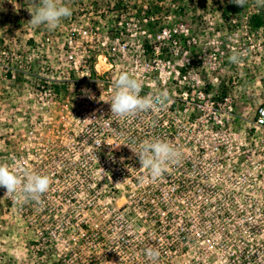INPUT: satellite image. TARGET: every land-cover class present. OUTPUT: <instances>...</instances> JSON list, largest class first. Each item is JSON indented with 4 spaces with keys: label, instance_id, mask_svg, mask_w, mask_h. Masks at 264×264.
Masks as SVG:
<instances>
[{
    "label": "built area",
    "instance_id": "1",
    "mask_svg": "<svg viewBox=\"0 0 264 264\" xmlns=\"http://www.w3.org/2000/svg\"><path fill=\"white\" fill-rule=\"evenodd\" d=\"M83 33L89 44L69 46L59 74L37 75L44 86L36 110L55 109L44 126L51 137L37 132L36 117L27 120L28 139L10 140L8 167L22 179L25 169L49 176L46 193L67 195V224L82 234L98 211H109L102 224L122 228L117 242L135 244L132 264H264V105L236 128L233 97L215 74L216 57L205 65L195 29ZM122 72L141 82V96L167 91L170 101L136 117L114 116L108 101ZM144 141L168 142L182 154L159 179L133 153ZM123 193V204L107 201ZM121 209L142 218L123 219ZM148 248L160 252L157 260Z\"/></svg>",
    "mask_w": 264,
    "mask_h": 264
},
{
    "label": "rangeland",
    "instance_id": "2",
    "mask_svg": "<svg viewBox=\"0 0 264 264\" xmlns=\"http://www.w3.org/2000/svg\"><path fill=\"white\" fill-rule=\"evenodd\" d=\"M116 1L60 0L72 14L50 30L43 25L33 27L28 22L36 7L31 0H0V164L9 166L7 155L14 149L10 140L29 135L22 129L26 128L27 120L36 117L37 132L51 137L52 132L44 126L55 115V109L48 107L41 114L36 110L40 105L37 92L44 86L37 75L59 74L68 64L69 46L89 44L83 30L109 35H114L115 29L153 31L147 25H153L157 18L173 23L177 29H195L205 50L202 56L205 65L208 59L216 57L215 74L224 91L228 90L233 97L238 113L236 128L239 123L247 127L257 108L264 105V27L226 29L218 10L225 0H119L123 3L119 12L114 7ZM245 20L243 15L242 21ZM97 48L90 51L95 60ZM77 49L78 54L74 51L79 56L83 48ZM236 51L243 53L239 65L229 62ZM124 58L130 59V54ZM63 89L66 88L55 90ZM65 95L60 98L62 102ZM5 191L0 188V264H132L135 244L117 242L122 228L102 224V219L111 215L109 211H98L96 225L84 227L86 232L82 234L76 230L77 226L67 224L69 207L61 204L67 195L45 193L39 203H14ZM126 196V193L114 195V199L108 197L107 201L113 206L123 204ZM52 205L57 207L52 209ZM128 210H120L123 219L142 218L141 213L127 214ZM173 217L178 215L175 213Z\"/></svg>",
    "mask_w": 264,
    "mask_h": 264
},
{
    "label": "clouds",
    "instance_id": "3",
    "mask_svg": "<svg viewBox=\"0 0 264 264\" xmlns=\"http://www.w3.org/2000/svg\"><path fill=\"white\" fill-rule=\"evenodd\" d=\"M253 2L257 7L264 8V0H253ZM31 3L36 5L28 21L33 27L43 25L54 30L63 19L72 14L71 9L62 4L60 0H31ZM229 3L243 8L248 0H229ZM229 62L236 65L241 64L243 53L233 52L229 57ZM112 87L114 91L108 103H110L111 114L118 117H136L141 113L163 108L170 101L167 91L141 96V82L127 72H122L115 79ZM82 91L87 98H93L90 90ZM133 153L152 180L162 177L168 170V166L178 163L182 155L177 148L165 141H144L139 146V150ZM50 183V177L47 175L32 173L25 169L22 179L18 171H13L8 166L0 164V188L5 189V194L11 196L16 202H41V197L49 190ZM146 255L152 260H157L160 252L148 248Z\"/></svg>",
    "mask_w": 264,
    "mask_h": 264
},
{
    "label": "trees",
    "instance_id": "4",
    "mask_svg": "<svg viewBox=\"0 0 264 264\" xmlns=\"http://www.w3.org/2000/svg\"><path fill=\"white\" fill-rule=\"evenodd\" d=\"M122 4L123 3L119 0L114 3L117 12H119V7ZM201 4L203 7L205 6L203 1ZM218 10L219 16L226 29H237L245 26L246 29L257 30L264 27V8L257 7L253 0H248V3L243 8L229 3V0H225L224 5ZM243 15L246 17V20L244 21L245 23L242 21ZM172 25L173 23H169L166 20L160 21V19L157 18L153 25L150 23L147 26L152 29H171L173 27Z\"/></svg>",
    "mask_w": 264,
    "mask_h": 264
}]
</instances>
